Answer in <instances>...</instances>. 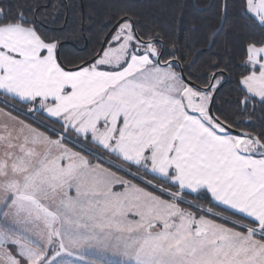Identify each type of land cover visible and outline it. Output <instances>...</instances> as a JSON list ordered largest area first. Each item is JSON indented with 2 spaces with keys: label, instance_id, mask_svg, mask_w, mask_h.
Returning a JSON list of instances; mask_svg holds the SVG:
<instances>
[{
  "label": "snow or ice",
  "instance_id": "obj_1",
  "mask_svg": "<svg viewBox=\"0 0 264 264\" xmlns=\"http://www.w3.org/2000/svg\"><path fill=\"white\" fill-rule=\"evenodd\" d=\"M185 7L0 0V264H264V0Z\"/></svg>",
  "mask_w": 264,
  "mask_h": 264
},
{
  "label": "trees",
  "instance_id": "obj_2",
  "mask_svg": "<svg viewBox=\"0 0 264 264\" xmlns=\"http://www.w3.org/2000/svg\"><path fill=\"white\" fill-rule=\"evenodd\" d=\"M62 2L69 3V0H62ZM76 2H80V0H76ZM85 2H87V0H85ZM173 2L183 3L186 5V7L184 8L186 18L192 17L196 19H203L211 15V10L207 8V5L214 3L215 0H173ZM68 23L69 25H74V20L71 12H69L68 15ZM86 52L87 50H84L81 47V49L78 51V54L86 55ZM69 54L74 55L77 53H72L71 51H69Z\"/></svg>",
  "mask_w": 264,
  "mask_h": 264
},
{
  "label": "rangeland",
  "instance_id": "obj_3",
  "mask_svg": "<svg viewBox=\"0 0 264 264\" xmlns=\"http://www.w3.org/2000/svg\"><path fill=\"white\" fill-rule=\"evenodd\" d=\"M21 118H22V119H24V117H21ZM37 119H38V118H37ZM28 122H29V123H32V121H31V120H28ZM42 130H43V129H42Z\"/></svg>",
  "mask_w": 264,
  "mask_h": 264
}]
</instances>
